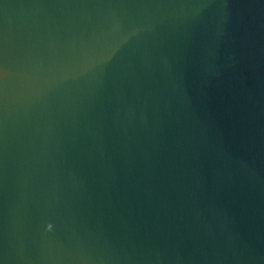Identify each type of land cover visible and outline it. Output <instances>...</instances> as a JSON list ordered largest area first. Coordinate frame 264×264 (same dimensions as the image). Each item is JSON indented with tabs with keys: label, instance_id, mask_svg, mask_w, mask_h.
Returning a JSON list of instances; mask_svg holds the SVG:
<instances>
[{
	"label": "water",
	"instance_id": "95a60500",
	"mask_svg": "<svg viewBox=\"0 0 264 264\" xmlns=\"http://www.w3.org/2000/svg\"><path fill=\"white\" fill-rule=\"evenodd\" d=\"M0 264H264V0H0Z\"/></svg>",
	"mask_w": 264,
	"mask_h": 264
},
{
	"label": "clouds",
	"instance_id": "9594fccd",
	"mask_svg": "<svg viewBox=\"0 0 264 264\" xmlns=\"http://www.w3.org/2000/svg\"><path fill=\"white\" fill-rule=\"evenodd\" d=\"M49 227H51V225H49Z\"/></svg>",
	"mask_w": 264,
	"mask_h": 264
}]
</instances>
